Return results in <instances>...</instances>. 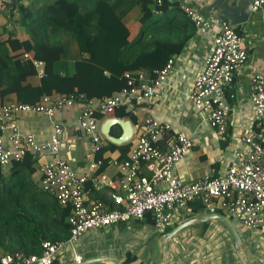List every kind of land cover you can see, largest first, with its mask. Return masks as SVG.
<instances>
[{
  "label": "built area",
  "instance_id": "built-area-1",
  "mask_svg": "<svg viewBox=\"0 0 264 264\" xmlns=\"http://www.w3.org/2000/svg\"><path fill=\"white\" fill-rule=\"evenodd\" d=\"M252 9H261L260 29L264 44V0H249ZM9 0H0L4 7ZM182 10L197 31L208 33L211 46L203 58L200 70L185 93L186 102L192 110L203 115L215 132L216 138L225 141L228 137L229 103L228 92L236 72L244 65L247 53L243 39L234 26L226 20L205 16L192 7ZM215 29V30H214ZM27 58L28 54L23 53ZM36 73H41V62L32 61ZM173 66L169 57L163 66L153 70L154 78L145 81L139 74L128 78L126 86L94 103L82 94L45 95L35 103L9 101L0 103V167L4 169L25 155L34 158L43 150L52 158L39 166L40 188L52 195L57 202L68 205L70 213L68 236L54 242L42 241L40 254L7 253L0 257V264H51L54 256L67 243H73L88 229H99L129 219L141 220L151 215L155 228L163 232L172 225L174 216L186 208L188 202L200 200L204 211L214 213L216 206L244 228L253 229L263 224L264 214V72L249 79V101L256 118L254 129L236 137L230 149V159L223 175H203L184 182L172 171L173 164L190 149L192 138L177 132L165 149L158 140L170 128L168 123L145 117L129 145L124 159H94L100 148L97 115H109L120 106L155 100L161 95L167 73ZM83 103L76 114V123L81 133L89 138L84 158L90 170L112 165L117 169L123 195H112L117 207L107 209L97 199H87L85 182L89 175L75 173L64 158L58 155L61 148L59 135L62 132L54 124L44 143H37L32 134L20 131L16 118L21 113H40L52 116L74 105ZM142 170L145 172L142 173ZM95 188L113 187V182L99 176ZM79 261L78 256H74Z\"/></svg>",
  "mask_w": 264,
  "mask_h": 264
},
{
  "label": "crops",
  "instance_id": "crops-1",
  "mask_svg": "<svg viewBox=\"0 0 264 264\" xmlns=\"http://www.w3.org/2000/svg\"><path fill=\"white\" fill-rule=\"evenodd\" d=\"M166 1L170 4L178 3L181 7H192L205 16L213 14V10L206 9L211 0ZM5 6L0 7L1 37L14 35L19 39L26 38L21 27L18 26L16 13L13 10L8 12ZM2 10L4 13L1 12ZM260 13V8L252 9L245 22L234 26L243 39L247 58L244 65L236 72L228 89L231 95L228 97L230 109L228 137L225 141L216 138L215 132L203 115L192 110L184 98L211 46L210 35L194 28L181 48L170 55L173 58V66L167 73L158 99L123 106L124 110L129 112L127 115H118L114 112L109 115H97L99 130L106 118L115 117L127 121L132 131V139L127 143L128 147L124 149V153L119 148L105 150L101 159H124L143 119L152 117L170 126L169 130L158 140L160 148L165 149L177 132L186 133L192 138L190 149L173 164L172 171L177 178L187 182L203 175H223L230 159V149L236 144V137L254 129L256 123L253 107L249 101V79L254 74L264 72V44L260 29ZM126 24L132 34L136 33L138 26L133 19ZM55 64L61 71H71L70 61L59 60ZM89 99L94 103L97 101V98ZM82 105V102L77 101L69 108L54 112L52 116L40 113H21L16 118L17 125L20 131L32 134L37 143H44L53 125L58 124L62 129L59 135L61 143L59 155L62 154L68 159L75 173L86 172L89 175L85 182L86 198L100 200L109 207L115 208L117 206L112 200V195H123L117 169L112 165H107L90 170L88 161L84 158L89 138L81 133L75 119ZM120 132L119 125L114 124L110 127V135L118 136ZM100 139V148L104 147L105 143H110L101 135ZM52 156L46 150L36 154L34 158L39 163L38 169L41 163ZM10 165L7 166L5 173H8ZM142 173L145 174L143 170ZM32 176H39V170L38 174L34 173ZM99 176L110 179L113 187L95 188L94 183ZM189 210L187 206L182 209L174 216L172 225L165 228L163 232L155 228L149 214H145L141 220L129 219L104 228L88 229L76 241L67 243L54 256L53 264H157L160 260H163V264H241L226 227L218 219L194 222L179 230L167 242L168 253L164 257L161 248L162 234L183 221L180 217L187 214ZM215 210L214 213L222 214L231 220L232 217L218 206ZM208 213V211H202L193 217L204 216ZM242 228L249 230V237L240 235L243 244V257L241 258L245 264H264V223L253 229ZM74 256H78L79 261H76Z\"/></svg>",
  "mask_w": 264,
  "mask_h": 264
},
{
  "label": "trees",
  "instance_id": "trees-1",
  "mask_svg": "<svg viewBox=\"0 0 264 264\" xmlns=\"http://www.w3.org/2000/svg\"><path fill=\"white\" fill-rule=\"evenodd\" d=\"M6 10L16 13L26 38L1 37L0 31V103H35L45 95L68 93L99 99L139 74L149 81L193 30L182 7L166 0H16ZM130 19L138 26L134 34L126 24ZM33 60L41 62L40 74ZM56 60L70 61L71 71H61ZM114 113L129 114L123 106ZM126 147L105 143L93 158L114 148L124 153ZM38 164L25 155L8 173L0 167V257L15 251L38 255L42 241L68 236L70 208L40 188V173L32 176ZM187 208L180 220L204 211L197 199Z\"/></svg>",
  "mask_w": 264,
  "mask_h": 264
},
{
  "label": "water",
  "instance_id": "water-1",
  "mask_svg": "<svg viewBox=\"0 0 264 264\" xmlns=\"http://www.w3.org/2000/svg\"><path fill=\"white\" fill-rule=\"evenodd\" d=\"M15 1L16 0H10L7 3L6 9L12 7ZM206 9L213 10V14H210L212 15L211 17L224 19L232 26L245 22L252 11L251 2L249 0H211ZM114 124L119 125L121 128V132L118 136H112L109 133L110 127ZM135 127L137 128V126ZM99 133L106 141L115 145L127 144L132 139V131L129 123L115 117L106 118V120L100 125ZM59 156L64 158L70 165L66 157L62 154ZM70 166L72 167V165ZM211 219H218L224 224L232 239L235 254L240 258V263L245 264L243 258H241L243 257V244L235 225L230 219L219 213H208L204 216L190 217L177 223L169 231L163 233L161 236V248L163 250L164 257H166L168 253L167 242L175 233L194 222H203ZM157 264H163V260H160Z\"/></svg>",
  "mask_w": 264,
  "mask_h": 264
},
{
  "label": "rangeland",
  "instance_id": "rangeland-1",
  "mask_svg": "<svg viewBox=\"0 0 264 264\" xmlns=\"http://www.w3.org/2000/svg\"><path fill=\"white\" fill-rule=\"evenodd\" d=\"M3 11H4V10H2L1 12L4 13ZM1 16H2V15H1ZM16 17H17V15H16ZM155 17H156V16L153 15V16L151 17V19H154ZM147 22H148V21H147ZM147 22H145V24H146ZM0 29H1V26H0ZM193 29H194V26H193ZM231 221L235 224L236 229H237L239 235H241L242 237H249V230H246V229H243L242 227H240L239 224L236 222L235 219L231 218ZM250 237H252V236H250Z\"/></svg>",
  "mask_w": 264,
  "mask_h": 264
}]
</instances>
